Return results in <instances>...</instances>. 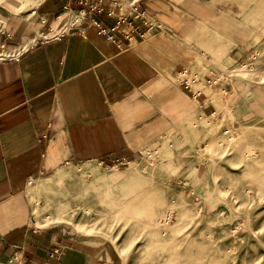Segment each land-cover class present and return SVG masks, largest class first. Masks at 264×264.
Wrapping results in <instances>:
<instances>
[{
  "label": "rangeland",
  "instance_id": "obj_1",
  "mask_svg": "<svg viewBox=\"0 0 264 264\" xmlns=\"http://www.w3.org/2000/svg\"><path fill=\"white\" fill-rule=\"evenodd\" d=\"M41 1L0 0V25L25 42L55 27ZM137 1L169 7L152 12L182 41L176 67L191 68L197 95L175 88L165 130L126 158L29 176L30 222L63 228L83 256L76 264H264V0H195L218 27L199 37L183 33L189 0ZM249 62L252 70L229 73ZM208 68L219 75L210 86Z\"/></svg>",
  "mask_w": 264,
  "mask_h": 264
},
{
  "label": "crops",
  "instance_id": "obj_2",
  "mask_svg": "<svg viewBox=\"0 0 264 264\" xmlns=\"http://www.w3.org/2000/svg\"><path fill=\"white\" fill-rule=\"evenodd\" d=\"M77 1L42 0L38 9L50 15L64 4L76 7ZM139 4L166 24L152 9L168 11V6ZM188 7L191 11L181 8L190 15L185 35L199 37L210 26L218 28L210 23L211 7L195 0ZM100 19L107 26L114 22ZM198 27L203 30L195 33ZM25 34L12 33L9 43H24ZM166 35L140 39L122 28L110 36L89 25L85 38L72 28L29 46L17 59L0 60V264L15 250L18 264L81 263L83 256L72 248L75 240L64 238L63 228L30 222L22 185L64 163L126 158L165 130L167 111L178 97L175 88L186 92L176 74L187 67H176L183 61L182 41ZM55 246L64 247L59 260L49 256Z\"/></svg>",
  "mask_w": 264,
  "mask_h": 264
},
{
  "label": "built area",
  "instance_id": "obj_3",
  "mask_svg": "<svg viewBox=\"0 0 264 264\" xmlns=\"http://www.w3.org/2000/svg\"><path fill=\"white\" fill-rule=\"evenodd\" d=\"M60 10H62V12L58 10L59 13H56L58 11L54 13L55 19L58 20L57 25L53 27L49 21L45 29L28 39L29 42L17 43L14 45L10 44V32H8L4 26L0 25V60L17 59L29 46L49 39H57L65 31L72 28H77L78 34L85 38L89 25L95 26L99 34L110 36L122 30V28H128L129 31H135L140 39H145L154 34L170 33L166 24L148 14L137 0H78L76 7L64 4ZM100 15L113 18L114 22L107 26L102 19H100ZM251 64L252 63L249 62L245 63L243 66L231 68L229 73L251 69L254 67ZM190 69L189 66L182 68L177 72L176 78L184 90L188 91L192 96H195L197 95V91L193 90L192 83L198 78L193 76L194 74H192ZM218 80L219 75L213 78L210 77V68H208L206 76L203 77L204 84L210 86L217 83ZM1 239L0 236V249L2 246ZM63 249L64 247L62 246H55L50 250L49 256L59 260L63 255ZM19 254V251L15 250L8 260V263L3 264H18ZM46 264L55 263L47 262Z\"/></svg>",
  "mask_w": 264,
  "mask_h": 264
},
{
  "label": "bare ground",
  "instance_id": "obj_4",
  "mask_svg": "<svg viewBox=\"0 0 264 264\" xmlns=\"http://www.w3.org/2000/svg\"><path fill=\"white\" fill-rule=\"evenodd\" d=\"M249 154V153H248ZM251 154V153H250ZM168 213V212H167ZM166 218V217H165Z\"/></svg>",
  "mask_w": 264,
  "mask_h": 264
}]
</instances>
